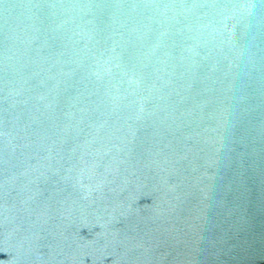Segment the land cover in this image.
<instances>
[{"label": "water", "instance_id": "water-1", "mask_svg": "<svg viewBox=\"0 0 264 264\" xmlns=\"http://www.w3.org/2000/svg\"><path fill=\"white\" fill-rule=\"evenodd\" d=\"M0 264H264V0H0Z\"/></svg>", "mask_w": 264, "mask_h": 264}]
</instances>
